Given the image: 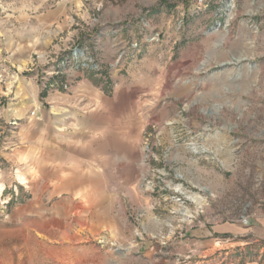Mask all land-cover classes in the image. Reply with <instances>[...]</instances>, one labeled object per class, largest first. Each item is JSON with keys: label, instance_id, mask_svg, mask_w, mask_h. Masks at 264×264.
Listing matches in <instances>:
<instances>
[{"label": "rangeland", "instance_id": "374dc122", "mask_svg": "<svg viewBox=\"0 0 264 264\" xmlns=\"http://www.w3.org/2000/svg\"><path fill=\"white\" fill-rule=\"evenodd\" d=\"M82 82L119 110L97 202L33 162ZM263 219L264 0H0V264H264Z\"/></svg>", "mask_w": 264, "mask_h": 264}, {"label": "crops", "instance_id": "0c3cea01", "mask_svg": "<svg viewBox=\"0 0 264 264\" xmlns=\"http://www.w3.org/2000/svg\"><path fill=\"white\" fill-rule=\"evenodd\" d=\"M55 17L56 12L51 11L47 18L51 21ZM85 86V96L82 98L75 95L58 99L60 104L71 108L70 114H61L59 111L52 114L49 108L40 106L43 102L38 101V104L35 99V105L40 106L36 110L40 118L33 117L31 124L34 164L38 162V168L44 172L54 169L66 171L65 180L57 181L56 184L69 193L66 199L71 202H79L82 196L92 202L103 200L105 187L113 184L115 172L120 180L121 129L119 120H115V113H119V110L111 104V99L102 97L99 92H92L93 89L87 88L86 83L82 82L81 87ZM56 175L60 176L58 173ZM262 223L258 232L264 237V219ZM201 233L211 242L212 234L239 232L226 225L213 231L193 232L196 238ZM248 260L245 264H262L256 258Z\"/></svg>", "mask_w": 264, "mask_h": 264}, {"label": "bare ground", "instance_id": "6f19581e", "mask_svg": "<svg viewBox=\"0 0 264 264\" xmlns=\"http://www.w3.org/2000/svg\"><path fill=\"white\" fill-rule=\"evenodd\" d=\"M177 190H179V188H177ZM189 199H191L192 201H194L196 204H197V206H198V208H202V206L204 205V203H205V200H206V198H204V197H199V195L198 196H194V197H189ZM188 211H186V212H184L183 214H187L188 215ZM188 217V216H187ZM191 217V216H190Z\"/></svg>", "mask_w": 264, "mask_h": 264}, {"label": "trees", "instance_id": "16d2710c", "mask_svg": "<svg viewBox=\"0 0 264 264\" xmlns=\"http://www.w3.org/2000/svg\"><path fill=\"white\" fill-rule=\"evenodd\" d=\"M107 1H112V2H113V1H115V0H107Z\"/></svg>", "mask_w": 264, "mask_h": 264}]
</instances>
